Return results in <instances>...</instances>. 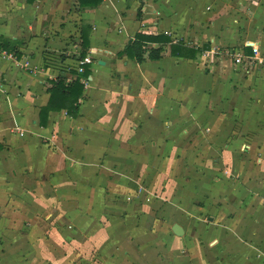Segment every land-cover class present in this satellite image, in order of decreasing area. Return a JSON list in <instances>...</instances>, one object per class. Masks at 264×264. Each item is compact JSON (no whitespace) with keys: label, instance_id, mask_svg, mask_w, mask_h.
Wrapping results in <instances>:
<instances>
[{"label":"crops","instance_id":"obj_1","mask_svg":"<svg viewBox=\"0 0 264 264\" xmlns=\"http://www.w3.org/2000/svg\"><path fill=\"white\" fill-rule=\"evenodd\" d=\"M83 22L79 115L42 127ZM141 32L204 52L119 57ZM3 41L0 264H264V0H0Z\"/></svg>","mask_w":264,"mask_h":264},{"label":"trees","instance_id":"obj_2","mask_svg":"<svg viewBox=\"0 0 264 264\" xmlns=\"http://www.w3.org/2000/svg\"><path fill=\"white\" fill-rule=\"evenodd\" d=\"M34 3L39 0H28ZM81 9L98 8L104 0H77ZM140 13V11H139ZM93 27L83 22L81 26L80 44L81 52L78 59H84L89 55L90 51V35ZM149 45H156L158 48H149ZM171 45V55L178 58L198 60L204 51L194 47H189L183 42H175L167 35H152L146 33H137L135 38L129 42L123 52L119 53V57H127L130 60L143 63L146 60L157 61L162 58L163 47ZM0 48L15 57L19 55L16 50V43L3 41ZM76 57V56H75ZM89 65H84V72L78 74L74 71L67 74H61L57 79L51 81L48 90L50 99L46 106L41 109L40 119L41 126L47 125L48 116L51 112H60L65 110L67 115L77 118L80 112V100L85 94V84L91 76ZM69 75L73 79L69 81Z\"/></svg>","mask_w":264,"mask_h":264},{"label":"built area","instance_id":"obj_3","mask_svg":"<svg viewBox=\"0 0 264 264\" xmlns=\"http://www.w3.org/2000/svg\"><path fill=\"white\" fill-rule=\"evenodd\" d=\"M11 55V53L9 54L7 51H4L0 48V55ZM11 56H14L13 54ZM239 61V60H237ZM93 62L92 60V56L88 55L87 57H85L84 59H75V61L73 62V64H68L67 63V59H62V57H60V59L57 61V59L53 58V56H49L48 58V63L51 65H56L57 67H59V65L61 64V69L63 72H76L78 74H81L84 72V65H91ZM59 63V64H58ZM58 64V65H57ZM44 72L47 71V68L43 67L42 68ZM57 77H55L56 79ZM73 78L69 77V81H71ZM83 83L85 84V86L87 85V81H83ZM23 133L20 134V136H22Z\"/></svg>","mask_w":264,"mask_h":264},{"label":"rangeland","instance_id":"obj_4","mask_svg":"<svg viewBox=\"0 0 264 264\" xmlns=\"http://www.w3.org/2000/svg\"><path fill=\"white\" fill-rule=\"evenodd\" d=\"M150 222V223H149ZM204 222H206V219L204 220ZM148 224L150 225L149 227H148V229H152V222H151V219H149V221H148ZM148 224H147V226H148ZM147 232V231H146ZM161 233V232H160ZM159 235V237H160V234L159 233H157V235L156 236H154V238H155V240H157L156 239V237ZM146 237L148 236V234L147 235H145ZM201 234H197L196 235V237L195 238H191L190 239V241H189V237H186V238H182V240H181V243H179V244H181V245H188V246H190L191 244V242L192 241H197L198 242V244L202 241L201 240ZM148 241H150L149 242V244H151L152 243V238L150 237V238H147V241L145 242V244L148 242ZM144 244V245H145ZM143 245V246H144ZM135 254H134V256H136V253H138V251H133ZM138 255V254H137ZM139 258H140V256H139Z\"/></svg>","mask_w":264,"mask_h":264},{"label":"water","instance_id":"obj_5","mask_svg":"<svg viewBox=\"0 0 264 264\" xmlns=\"http://www.w3.org/2000/svg\"><path fill=\"white\" fill-rule=\"evenodd\" d=\"M172 232L174 233V235H176L177 237H183L185 232L184 229L182 228V226H180L179 224H175L172 227Z\"/></svg>","mask_w":264,"mask_h":264}]
</instances>
